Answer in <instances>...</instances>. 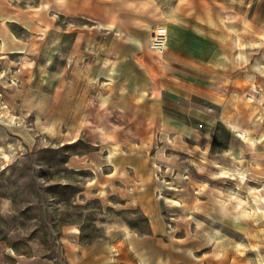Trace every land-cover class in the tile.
Returning a JSON list of instances; mask_svg holds the SVG:
<instances>
[{
    "label": "rangeland",
    "instance_id": "obj_1",
    "mask_svg": "<svg viewBox=\"0 0 264 264\" xmlns=\"http://www.w3.org/2000/svg\"><path fill=\"white\" fill-rule=\"evenodd\" d=\"M253 199L264 0H0V264L113 232L153 264H264Z\"/></svg>",
    "mask_w": 264,
    "mask_h": 264
},
{
    "label": "crops",
    "instance_id": "obj_2",
    "mask_svg": "<svg viewBox=\"0 0 264 264\" xmlns=\"http://www.w3.org/2000/svg\"><path fill=\"white\" fill-rule=\"evenodd\" d=\"M167 39V32H165V41L163 43V46H160V39H158L157 44H150V47L157 50L161 55V51L166 46ZM155 47H159L160 49H157ZM120 235H122V233H120L118 236V233L113 232L109 235L108 238L101 242L94 241L92 243L80 246L73 258L72 255H69V263L66 264H136L137 256L141 260L140 264H153V254L150 253V251H148L147 249L148 247L143 244L144 241L142 243V241H138L136 239L137 237H135V235L127 234L123 236L125 242L121 244L122 241L119 240ZM140 243L142 244L139 245ZM116 246L119 250L118 252L115 250ZM112 249L117 253H113ZM182 249L183 253H186V250L189 253L198 251L190 247H184ZM195 263L196 262H194L193 264ZM16 264H52V262H48V260H43L42 258L31 256L23 258L19 257L16 260Z\"/></svg>",
    "mask_w": 264,
    "mask_h": 264
},
{
    "label": "bare ground",
    "instance_id": "obj_3",
    "mask_svg": "<svg viewBox=\"0 0 264 264\" xmlns=\"http://www.w3.org/2000/svg\"><path fill=\"white\" fill-rule=\"evenodd\" d=\"M11 21H13L12 19H11ZM22 52L21 50H15V48L14 49H12V50H9V53H13V52ZM104 71V70H103ZM243 172V171H242ZM97 174V173H96ZM241 175H243V173H240ZM240 197V196H239ZM239 197H237L238 199V201H240L241 203H243L244 205H249V201L247 200V199H243V196H242V198H239ZM254 201H255V211L257 212H260L261 210H263L264 211V207L263 206H261L260 205V203H258V200L257 199H253ZM244 205H242V206H244ZM262 215H264V213H262Z\"/></svg>",
    "mask_w": 264,
    "mask_h": 264
}]
</instances>
